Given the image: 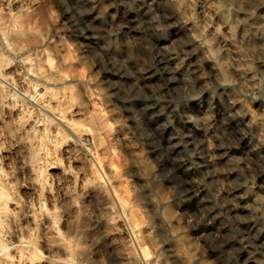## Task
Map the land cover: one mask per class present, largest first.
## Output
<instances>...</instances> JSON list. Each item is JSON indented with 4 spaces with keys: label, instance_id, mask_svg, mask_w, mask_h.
<instances>
[{
    "label": "clouds",
    "instance_id": "1",
    "mask_svg": "<svg viewBox=\"0 0 264 264\" xmlns=\"http://www.w3.org/2000/svg\"><path fill=\"white\" fill-rule=\"evenodd\" d=\"M0 264H264V0H0Z\"/></svg>",
    "mask_w": 264,
    "mask_h": 264
}]
</instances>
